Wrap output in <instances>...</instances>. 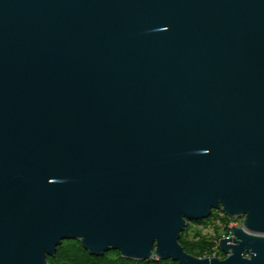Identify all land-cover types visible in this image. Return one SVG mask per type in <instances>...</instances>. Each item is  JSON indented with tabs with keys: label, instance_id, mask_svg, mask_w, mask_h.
<instances>
[{
	"label": "water",
	"instance_id": "95a60500",
	"mask_svg": "<svg viewBox=\"0 0 264 264\" xmlns=\"http://www.w3.org/2000/svg\"><path fill=\"white\" fill-rule=\"evenodd\" d=\"M213 210L225 257L186 253ZM64 241L264 264V0H0V264Z\"/></svg>",
	"mask_w": 264,
	"mask_h": 264
},
{
	"label": "trees",
	"instance_id": "16d2710c",
	"mask_svg": "<svg viewBox=\"0 0 264 264\" xmlns=\"http://www.w3.org/2000/svg\"><path fill=\"white\" fill-rule=\"evenodd\" d=\"M213 216H217L220 218V221L226 222L230 221V218L222 214L221 211L213 210L212 214L209 218L201 221L189 222L183 232L180 234L179 244L182 246L183 250L191 254L195 257H203V256H215L222 257L223 254L216 250H212L213 242H207L205 240H197V241H184L183 236H185L184 231H187L189 225L191 223L195 224H203L210 220ZM226 232L222 236H217V239H221L226 236L228 233V228L226 227ZM218 242V240H216ZM215 254H214V252ZM208 254V255H207ZM111 255V256H110ZM48 264H178L176 262H172L171 260H156L150 259L146 261H131L123 259L119 252L110 251L105 253L101 257H94L89 255L81 245L76 241H64L60 246L57 247L56 253L54 257L47 258Z\"/></svg>",
	"mask_w": 264,
	"mask_h": 264
},
{
	"label": "rangeland",
	"instance_id": "374dc122",
	"mask_svg": "<svg viewBox=\"0 0 264 264\" xmlns=\"http://www.w3.org/2000/svg\"><path fill=\"white\" fill-rule=\"evenodd\" d=\"M231 226L240 227L241 226V219H239V220L230 219V221L222 222V221H220V218H218L217 216H213L210 220H208L207 222H205L203 224L191 223L189 225V228L187 229V231H184L185 236H183L182 238L185 242L186 241H197V240H205V241L210 242V243L213 242L212 250L220 251L217 248L218 242L216 240H220V239H217L218 238L217 236L224 235L226 232L225 228L227 227L229 229V227H231ZM231 236H232L231 231L228 230V233L226 234L225 237H231ZM214 254H215V252H214ZM212 257H215V256H212ZM224 257L225 256L223 255L222 257H215V258L223 259ZM245 257H248V255H245ZM197 258H211V257L210 256H203V257H197Z\"/></svg>",
	"mask_w": 264,
	"mask_h": 264
},
{
	"label": "built area",
	"instance_id": "2783aa9c",
	"mask_svg": "<svg viewBox=\"0 0 264 264\" xmlns=\"http://www.w3.org/2000/svg\"><path fill=\"white\" fill-rule=\"evenodd\" d=\"M229 230H230V227H229ZM218 248V247H217Z\"/></svg>",
	"mask_w": 264,
	"mask_h": 264
}]
</instances>
